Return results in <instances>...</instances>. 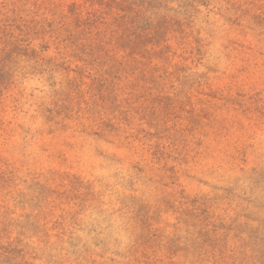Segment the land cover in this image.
Instances as JSON below:
<instances>
[{
  "label": "rangeland",
  "instance_id": "374dc122",
  "mask_svg": "<svg viewBox=\"0 0 264 264\" xmlns=\"http://www.w3.org/2000/svg\"><path fill=\"white\" fill-rule=\"evenodd\" d=\"M0 264H264V0H0Z\"/></svg>",
  "mask_w": 264,
  "mask_h": 264
}]
</instances>
